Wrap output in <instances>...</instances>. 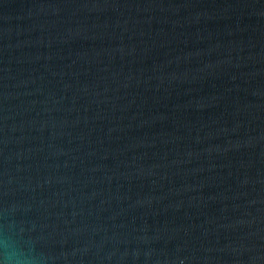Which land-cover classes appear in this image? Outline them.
Returning a JSON list of instances; mask_svg holds the SVG:
<instances>
[{
	"label": "water",
	"instance_id": "1",
	"mask_svg": "<svg viewBox=\"0 0 264 264\" xmlns=\"http://www.w3.org/2000/svg\"><path fill=\"white\" fill-rule=\"evenodd\" d=\"M264 264V0H0V259Z\"/></svg>",
	"mask_w": 264,
	"mask_h": 264
},
{
	"label": "clouds",
	"instance_id": "2",
	"mask_svg": "<svg viewBox=\"0 0 264 264\" xmlns=\"http://www.w3.org/2000/svg\"><path fill=\"white\" fill-rule=\"evenodd\" d=\"M0 264H34V260L25 253L9 248L0 259Z\"/></svg>",
	"mask_w": 264,
	"mask_h": 264
}]
</instances>
